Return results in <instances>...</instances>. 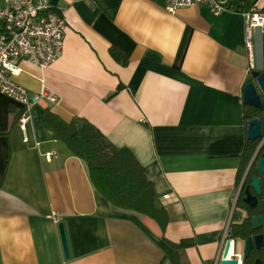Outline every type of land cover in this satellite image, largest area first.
Masks as SVG:
<instances>
[{"label": "crops", "instance_id": "obj_1", "mask_svg": "<svg viewBox=\"0 0 264 264\" xmlns=\"http://www.w3.org/2000/svg\"><path fill=\"white\" fill-rule=\"evenodd\" d=\"M49 3L67 23L63 55L45 70L21 63L15 81L52 91L58 103L34 108L28 143L21 106L0 92V264H217L226 230L244 218L234 207L248 141L243 90L252 82L244 15L215 16L205 6L172 15L151 0ZM47 111L90 123L135 155L169 216L164 231L95 190L85 162L42 122ZM186 239L195 245L173 248Z\"/></svg>", "mask_w": 264, "mask_h": 264}, {"label": "built area", "instance_id": "obj_2", "mask_svg": "<svg viewBox=\"0 0 264 264\" xmlns=\"http://www.w3.org/2000/svg\"><path fill=\"white\" fill-rule=\"evenodd\" d=\"M151 1H162L164 9L172 15L183 9L205 6L213 15L219 16L234 7L233 0ZM243 15L245 49L252 72L256 70L255 34L259 29L264 30V13L254 7ZM0 25L3 27L0 34V92L21 106L17 125L23 132V142L28 143L32 111L44 101L57 104L58 96L46 88L32 93L17 84L15 78L21 74L23 62L45 70L62 57L67 23L63 15L53 11L49 0H0ZM235 202L236 199L234 205ZM54 220L59 222L57 216ZM225 236L228 237V229Z\"/></svg>", "mask_w": 264, "mask_h": 264}, {"label": "trees", "instance_id": "obj_3", "mask_svg": "<svg viewBox=\"0 0 264 264\" xmlns=\"http://www.w3.org/2000/svg\"><path fill=\"white\" fill-rule=\"evenodd\" d=\"M256 0H248L231 10L240 14L251 12L255 7ZM264 13V8L258 10ZM113 57L122 65L127 61L124 56L116 50L111 49ZM19 118V116H18ZM261 120L264 131V107L254 109L244 104V124L246 132L251 120ZM42 122L54 129L60 140L66 144L73 156L85 162L90 181L95 190L115 209L130 211L154 220L164 231L169 223V216L166 210L159 208L156 203V191L154 184L147 178L146 169L140 164L135 155L128 148H119L112 144L107 136L94 125L83 122L66 124L56 115L49 111L43 113ZM261 140L254 142L247 141L241 157L240 174L238 181L243 176L258 148ZM262 152H264V145ZM261 156L257 158L244 182V189L238 201L240 208L248 210L250 218L247 223L250 225L252 216L260 214L258 208L251 209L243 202L244 190L251 186V180L260 176L256 170V164ZM263 180L264 177L262 176ZM6 169L0 175V190L4 187ZM251 192L254 193L251 188ZM195 245L191 239L181 241L179 244H172L175 250L185 249ZM174 250V251H175Z\"/></svg>", "mask_w": 264, "mask_h": 264}, {"label": "water", "instance_id": "obj_4", "mask_svg": "<svg viewBox=\"0 0 264 264\" xmlns=\"http://www.w3.org/2000/svg\"><path fill=\"white\" fill-rule=\"evenodd\" d=\"M260 37L262 44L261 51V61L259 65L256 67V70L252 71V82L245 86L243 90V102L245 105L254 108V109H262L264 107V30L260 29ZM247 139L251 142L261 140L260 145L258 146L250 164L244 176L243 185L245 182V178L248 175V172L252 168L253 164L260 158V160L256 164V170L260 176H255L251 180V186L247 187L245 190V198L244 203L247 204L251 209L258 208L260 211L259 215L252 217V226L253 230L264 228V201L260 202V197H262L264 192V152H262L264 145V131H263V122L261 120L255 119L251 120L248 124L247 130ZM251 188L254 193L251 192ZM59 231L61 235L64 255L66 259H69V248L66 237V232L64 229V225L62 223L59 224ZM225 236V235H224ZM225 245L220 252V256L217 264H239V262L231 256L233 242L225 236ZM264 242V235H259L255 238H249L246 241L245 250L246 253L249 254L252 247L256 245L258 249L261 248V243ZM256 264H262L260 261H257Z\"/></svg>", "mask_w": 264, "mask_h": 264}, {"label": "flooded vegetation", "instance_id": "obj_5", "mask_svg": "<svg viewBox=\"0 0 264 264\" xmlns=\"http://www.w3.org/2000/svg\"><path fill=\"white\" fill-rule=\"evenodd\" d=\"M243 189H244V185L242 183V185H240L239 192L234 198V200L236 199L234 207L241 209L243 211L244 218L240 224L232 225L231 227L228 228V239L232 240L233 242L231 253H233V258L236 259L239 262V264H256L257 261H260L262 264H264V242L261 243L262 245L260 249H258L256 245H254L249 254H247L245 250L246 241L249 238H255L259 235H264V228L253 230L252 223L250 225L247 223V220L250 218V214L248 210L240 208L238 206V201L241 198ZM244 198L242 199L244 200ZM263 201H264V192L262 197H260V202Z\"/></svg>", "mask_w": 264, "mask_h": 264}, {"label": "rangeland", "instance_id": "obj_6", "mask_svg": "<svg viewBox=\"0 0 264 264\" xmlns=\"http://www.w3.org/2000/svg\"><path fill=\"white\" fill-rule=\"evenodd\" d=\"M259 31H261V30H257V31H256L255 39H254V43H255V45H257L258 41L260 40V44H259V46H260V50L262 51L261 39L258 37V36H259V35H258V32H259Z\"/></svg>", "mask_w": 264, "mask_h": 264}]
</instances>
